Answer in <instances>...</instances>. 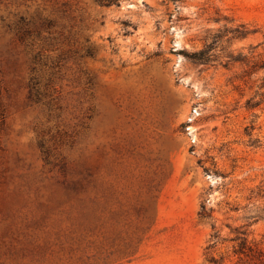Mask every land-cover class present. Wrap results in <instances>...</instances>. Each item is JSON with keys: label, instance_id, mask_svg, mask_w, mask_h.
<instances>
[{"label": "rangeland", "instance_id": "rangeland-1", "mask_svg": "<svg viewBox=\"0 0 264 264\" xmlns=\"http://www.w3.org/2000/svg\"><path fill=\"white\" fill-rule=\"evenodd\" d=\"M261 62L264 0H0V264H54L26 252L51 239L264 252Z\"/></svg>", "mask_w": 264, "mask_h": 264}, {"label": "crops", "instance_id": "crops-1", "mask_svg": "<svg viewBox=\"0 0 264 264\" xmlns=\"http://www.w3.org/2000/svg\"><path fill=\"white\" fill-rule=\"evenodd\" d=\"M31 242L39 244L27 253L54 259V264H163L159 259L171 257V248L153 240L51 239Z\"/></svg>", "mask_w": 264, "mask_h": 264}, {"label": "trees", "instance_id": "trees-1", "mask_svg": "<svg viewBox=\"0 0 264 264\" xmlns=\"http://www.w3.org/2000/svg\"><path fill=\"white\" fill-rule=\"evenodd\" d=\"M188 57L196 63H205L207 61V56H205V51H197L188 55ZM264 67V62H261L257 65V68ZM205 207L201 206L200 214L204 216ZM241 235H244L245 232H239ZM211 237H217L216 234H213ZM234 254L238 256L236 264H264V252L260 249H255L250 246L245 245V238H242L238 243L237 248L234 249Z\"/></svg>", "mask_w": 264, "mask_h": 264}]
</instances>
